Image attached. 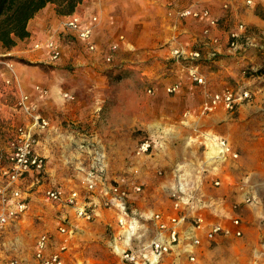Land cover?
Returning a JSON list of instances; mask_svg holds the SVG:
<instances>
[{
    "label": "rangeland",
    "instance_id": "obj_1",
    "mask_svg": "<svg viewBox=\"0 0 264 264\" xmlns=\"http://www.w3.org/2000/svg\"><path fill=\"white\" fill-rule=\"evenodd\" d=\"M258 6L259 14L264 16V4ZM232 25V22L226 24ZM120 26L135 48L121 47L113 61L99 56L87 63L84 55L89 52H85L84 42L73 36L64 41L69 45V58L57 66L23 60L34 66L33 76L39 84H53L61 97L65 92L73 96L72 99L56 96L54 104L44 110L53 121L55 132V147L43 149L45 154H50L46 159L55 170V180L49 185L80 187L84 172L96 167L99 152L103 154L107 175L131 177L145 184V190L136 195L135 207L143 211H168L172 206L168 192L173 182L171 170L180 164L187 171L196 167L209 156L210 150L206 148L216 147L214 139L219 136L201 131L203 125L191 131L186 129V121L192 115L200 114L202 119L199 103H182L177 95L163 88L169 81L166 77L170 76L164 68H173L176 62L189 67L198 61L172 58L159 21L127 22ZM0 139L6 141L4 136ZM142 139H149L153 148L148 155L140 157L136 156L135 148ZM243 145L264 147V138L253 136ZM158 168L164 173L157 175ZM257 200L255 197V202L242 203L239 207H246L248 217L240 214L242 236L217 239L196 262L187 264H264V198ZM64 212L69 213L68 208L49 203L40 195L33 198L23 219L0 228V264L15 255L29 260L37 236L54 231ZM111 216L114 218V214ZM92 222L80 225L79 230L84 229L80 233L76 229L71 256L76 264H118L109 246L110 224H114V219L105 224L101 238L91 227Z\"/></svg>",
    "mask_w": 264,
    "mask_h": 264
},
{
    "label": "built area",
    "instance_id": "obj_2",
    "mask_svg": "<svg viewBox=\"0 0 264 264\" xmlns=\"http://www.w3.org/2000/svg\"><path fill=\"white\" fill-rule=\"evenodd\" d=\"M256 0H244L245 4L253 5ZM264 1V0H262ZM168 13L180 18L204 20L209 25H216L218 19L212 16L208 7L197 8L194 5L174 9L171 2ZM98 15H92L85 21L78 14L69 15L63 26L84 42L93 51L96 45L92 40V33L98 24ZM208 30L206 29L205 32ZM246 24L240 22L229 33V45L238 46L240 37L246 33ZM122 38V37H121ZM45 47L51 60L61 57L62 45L54 39L38 42L34 48ZM118 44L110 45L116 50ZM210 57L216 52L210 51ZM172 58L177 61L189 59L199 61L203 58L200 49H184L177 47L171 50ZM111 60V55L105 58ZM7 72L0 83V93L11 91L17 95L16 106L28 119L19 124H12L6 131V152L0 156V228L23 219L30 207L31 201L39 192L42 199L49 203L68 208L72 218L92 221L101 210L107 209L114 214V224L111 225L109 246L111 252L118 258V264H187L196 262L206 247L221 237H240L243 234L242 220L237 209L242 203L255 202V195L248 194L240 201H232L227 205L230 213L224 214L223 220L207 217L208 210L214 209L215 203H205L198 196L200 186L190 179L192 176L182 165L171 170L173 182L168 190L172 201L171 209L141 210L134 206L136 195L145 190V184L136 182L131 177L117 176L111 179L103 161V154H97V165L85 171L80 187L64 186L47 183V159L40 152L39 147L43 135L50 129L51 123L40 109L37 101L22 91L18 82L15 62L0 56V71ZM190 79L199 85L205 84V77L195 65L188 69ZM34 89L38 95H48V88L36 84ZM179 89L175 83L166 88L167 93H174ZM151 92V89H148ZM206 101L202 109L206 112L224 107L234 111L240 102L251 97L247 90L228 88L222 92L204 93ZM65 99H72L69 93H63ZM216 147L210 150L197 165L194 173L202 180L211 171L216 177L212 180L214 186H220L223 179L219 168L224 163L237 160L240 152L224 138L214 139ZM153 147L149 139H142L135 148L136 156L148 155ZM161 175L164 170L156 169ZM135 198V199H134ZM220 204L217 209H222ZM68 212L60 217L54 231L40 233L33 245V252L29 260L17 255L9 257L5 264H76L71 256V238L74 236V226Z\"/></svg>",
    "mask_w": 264,
    "mask_h": 264
},
{
    "label": "crops",
    "instance_id": "obj_3",
    "mask_svg": "<svg viewBox=\"0 0 264 264\" xmlns=\"http://www.w3.org/2000/svg\"><path fill=\"white\" fill-rule=\"evenodd\" d=\"M168 2L172 3L174 9L190 5L197 8L208 7L218 22L212 26L204 20L180 18L175 14H169ZM260 3L264 4V1L256 0L255 4L247 6L244 0H82L71 13L80 15L85 21H88L92 15H98V24L92 33L96 49L89 51L84 44L85 52H89L84 55V60L87 63L94 61L95 58L98 59L99 56L105 59L107 55H111L110 61H113L121 47L130 45L135 48V43L126 38L125 33L122 32L124 31L123 26H120L127 22L134 24L159 21L160 29L166 36V44L169 43L171 50L182 47L187 50L200 49L202 51L203 58L197 62V67L205 77L204 85L196 84L190 79L188 64L176 62L177 64H173V68H164L165 74L170 76L166 77L169 81H166L163 88L166 90L168 86L178 83L179 89L174 94L177 95L176 98L180 102L199 103L200 113L203 117L200 120V114L192 115V118H188L186 121L188 125H186V129L190 128L188 130L191 131L198 128L199 125H203L204 128L201 131L212 132L213 135H218L220 138L224 137L228 142L234 143L235 147L233 145L232 147L240 152L239 159L220 166L219 174L223 183L218 187L212 184L217 172L211 171L208 176L200 180L198 175L192 173L195 172L197 166H192L190 170L192 174L190 179L200 186V191L197 193L198 196L202 195L200 199L205 203L216 204L212 211L208 210L207 217L210 219L223 220L224 214L230 213L227 205L232 201L242 200L249 193L254 194L258 200L264 198V147H244L243 145L253 136L264 138V16L259 14L258 4ZM128 9H130V13L127 12ZM71 14H58L55 5L48 3L29 20L27 24L29 35L27 37L16 39V43L11 47H6L0 42V56L15 62L18 82L22 91L37 101L44 114V110L54 104L56 96L62 99L63 95L61 97L60 92L56 91L53 84L42 85L48 88V95H38L34 89V86L39 84L33 76L35 75L34 66L26 64L23 60L42 61L51 65H56L61 61L65 62V58H69L67 51L69 45L64 42L65 39L73 36L75 40L82 41L74 31L63 26L64 20ZM229 22H232L233 25L227 27L226 24ZM240 22L246 24L248 31L241 35L238 46L233 48L229 45V33ZM206 29L207 32H205ZM47 39H54L61 43L60 58L51 60L44 46L38 49L33 47L35 43H44ZM113 43L118 44L116 50L110 49V45ZM210 51L216 52V56L210 57L208 54ZM90 53L96 54L93 57ZM6 75L7 72L2 68L0 83ZM228 88L247 90L251 93V97L240 102L234 111H229L221 106L210 112L202 109L206 101L204 96L206 91L222 92ZM16 101L17 95L13 92L0 93V136L5 138L8 127L28 119L18 110ZM48 117L51 127L41 141L43 148L40 149L47 158L50 154H45L43 149L55 147L54 125L50 116ZM6 149V141L2 142L0 139V156L5 154ZM182 167L184 168L183 165ZM107 176L109 179L113 178ZM46 177V184L53 183L55 180V170L48 164V161ZM64 179L69 180L67 177ZM1 182L2 177L0 176ZM38 194L40 193L37 192V196ZM217 204L218 206L222 204L223 208L217 209ZM244 207L238 209V214L247 219V214L245 216L246 207ZM71 214L72 212L69 211V215ZM112 214V211L103 209L90 223L99 238L102 237V229L105 224L113 219ZM87 222L90 221L72 218L74 235L83 231L84 229L79 230V226H84ZM245 227L249 226L246 224ZM76 229L79 230L78 233ZM72 242H74V237L71 238V244ZM71 248L73 249V245ZM77 253H79L78 250ZM80 260L89 262L87 259L81 258Z\"/></svg>",
    "mask_w": 264,
    "mask_h": 264
},
{
    "label": "trees",
    "instance_id": "obj_4",
    "mask_svg": "<svg viewBox=\"0 0 264 264\" xmlns=\"http://www.w3.org/2000/svg\"><path fill=\"white\" fill-rule=\"evenodd\" d=\"M82 0H0V42L6 47L29 35V20L46 4L53 3L58 14L74 12Z\"/></svg>",
    "mask_w": 264,
    "mask_h": 264
},
{
    "label": "bare ground",
    "instance_id": "obj_5",
    "mask_svg": "<svg viewBox=\"0 0 264 264\" xmlns=\"http://www.w3.org/2000/svg\"><path fill=\"white\" fill-rule=\"evenodd\" d=\"M215 143V142H214Z\"/></svg>",
    "mask_w": 264,
    "mask_h": 264
}]
</instances>
